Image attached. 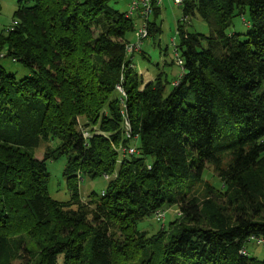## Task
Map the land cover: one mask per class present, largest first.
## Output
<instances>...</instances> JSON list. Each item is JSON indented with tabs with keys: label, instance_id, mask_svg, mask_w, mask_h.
I'll use <instances>...</instances> for the list:
<instances>
[{
	"label": "trees",
	"instance_id": "16d2710c",
	"mask_svg": "<svg viewBox=\"0 0 264 264\" xmlns=\"http://www.w3.org/2000/svg\"><path fill=\"white\" fill-rule=\"evenodd\" d=\"M112 1L16 0L0 33V59L28 71L0 62V264H264L242 253L264 238V0H184V21L210 32L178 23L168 93L135 70V23ZM246 14L247 32H231ZM61 158L67 201L48 192ZM102 177L83 199L81 181ZM173 207L168 227L138 229Z\"/></svg>",
	"mask_w": 264,
	"mask_h": 264
},
{
	"label": "rangeland",
	"instance_id": "374dc122",
	"mask_svg": "<svg viewBox=\"0 0 264 264\" xmlns=\"http://www.w3.org/2000/svg\"><path fill=\"white\" fill-rule=\"evenodd\" d=\"M131 2L132 0H113L111 5L119 13H129V4ZM15 3L16 0H1L0 33L16 23L13 20ZM131 17L135 23V31L128 34L126 38L128 40V46L138 45L136 50L129 53L132 56L134 68L139 74L144 75L149 73L152 75L153 79L159 74H162L166 84V93H168L174 85V82L182 73V67L177 64L178 58L176 57V46L179 43L177 32L178 23L182 22L185 25V29L191 33L197 32L204 35L209 34V27L198 14L189 16L184 21L182 6L176 4L174 0L162 1L158 17L152 14L149 18L150 23L155 22L156 28L158 29L157 32H152V34L149 35L148 31L147 37L142 40L138 39L137 33L144 23V20L139 18L136 14ZM247 18V14L236 17L230 31L233 33H246L248 30ZM0 62L8 71L15 72L17 78L23 77L24 74L28 72L20 64L14 62L10 58H5L4 55L1 57ZM54 145L56 146L57 142H54L53 146ZM43 151L44 146H41L37 151L39 159L43 156ZM123 156L124 155L121 154L120 158ZM129 156L130 155H127V157ZM66 162L65 158L47 162V168L50 173L48 192L50 197L57 201H67L69 198L66 189V180L63 176ZM212 174L213 171L209 170L206 174V179L209 180ZM108 181L109 180L105 177L97 180L83 179L80 184L81 197L86 199L91 192H95L99 196L102 195L103 190L108 185ZM177 212L178 210L176 207L168 209L165 212L164 222H158L154 216L146 218L138 223V229L152 234L160 229L161 226L168 227L170 222L174 221L177 217ZM245 249H247L251 257L264 260V244L257 245L256 243L249 242L246 244ZM25 262L24 260L15 261L13 264H25Z\"/></svg>",
	"mask_w": 264,
	"mask_h": 264
},
{
	"label": "built area",
	"instance_id": "2783aa9c",
	"mask_svg": "<svg viewBox=\"0 0 264 264\" xmlns=\"http://www.w3.org/2000/svg\"><path fill=\"white\" fill-rule=\"evenodd\" d=\"M163 0H132L130 5V12L127 13L129 17L133 15H137L139 18L144 20V23L140 27L137 33V37L139 40H142L147 37L148 35V21L152 14H154L156 9H160L162 5ZM184 0H174V2L178 5H181ZM132 18V17H131ZM187 19V18H186ZM138 48V45H129L127 46V52L128 54L133 52ZM131 55V54H129ZM176 57L178 58L177 64L182 67L183 61L180 59L179 54L176 51ZM120 89V88H119ZM121 90V89H120ZM125 129H126V136L129 139H132L131 133H130V126L129 123L125 122ZM84 138L90 137V134L85 130L83 131ZM124 154L133 155L136 154V148L135 147H129L128 149H125ZM156 219L158 221H162L165 219V212H158L156 215ZM250 242L256 243L257 245L264 244V238H256L252 237L250 238ZM243 255L248 254L247 249H244L242 251Z\"/></svg>",
	"mask_w": 264,
	"mask_h": 264
},
{
	"label": "crops",
	"instance_id": "0c3cea01",
	"mask_svg": "<svg viewBox=\"0 0 264 264\" xmlns=\"http://www.w3.org/2000/svg\"><path fill=\"white\" fill-rule=\"evenodd\" d=\"M142 76L144 77L145 83H147L148 81H153L154 80L153 77H152V75H150L149 73H146V74H144Z\"/></svg>",
	"mask_w": 264,
	"mask_h": 264
}]
</instances>
